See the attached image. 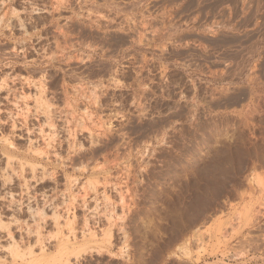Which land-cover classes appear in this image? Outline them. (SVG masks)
<instances>
[{"label":"rangeland","instance_id":"rangeland-1","mask_svg":"<svg viewBox=\"0 0 264 264\" xmlns=\"http://www.w3.org/2000/svg\"><path fill=\"white\" fill-rule=\"evenodd\" d=\"M138 1L0 0V264H264V0Z\"/></svg>","mask_w":264,"mask_h":264},{"label":"bare ground","instance_id":"bare-ground-1","mask_svg":"<svg viewBox=\"0 0 264 264\" xmlns=\"http://www.w3.org/2000/svg\"><path fill=\"white\" fill-rule=\"evenodd\" d=\"M143 1H144V0H141V1L139 0L138 2H139V4H140V2L142 3ZM172 1H173V0H172ZM179 1H180V0H179ZM181 1H182V0H181ZM181 1H180V3H181ZM203 1L206 2L207 0H203ZM209 1H210V0H208V3H206V4L209 5ZM238 1H239V0H228L229 6L231 7V8H230V7L228 6L229 9H230V11H231V14H234V13H236V12L239 13V10L242 9V8L239 9L240 7H238L239 10H237V3H238ZM241 1H242V0H241ZM244 1H246V0H244ZM138 2H137V3H138ZM144 2H145V1H144ZM182 2H183V1H182ZM185 2H186V1H185ZM188 2H191V0L188 1ZM201 2H202V1H201ZM211 2H212V1H211ZM214 2H215V1H214ZM225 2H226V1H225ZM246 2H247V1H246ZM259 2H260V1H259ZM259 2H258V3H259ZM160 3L162 4L163 1L160 2ZM171 3H172V2H168V0H166V1H165V4L163 3V7H166V8L169 7V8H170V6L173 5V4H171ZM174 3H177V4H178V5L175 4V6H177V7L180 6V4L178 3V0H177V2L175 1ZM186 3H187V2H186ZM191 3H193V0H192ZM196 3H197V0H196V2H194V4H196ZM243 3H244V2H243ZM243 3H242V4H243ZM256 3H257V2H256ZM183 4H184V3H183ZM194 4L191 5V4L188 3V6H189V5H191V6H195ZM213 4H214V3H213ZM215 4H216V3H215ZM218 4H219V3H218ZM253 4H254V3H253ZM133 5H134V4H133ZM202 5H203V3H202ZM202 5H201V6H202ZM210 5H211V4H210ZM223 5H224V4H223ZM227 5H228V4H227ZM239 5H240V4H239ZM244 5H245V4H244ZM259 5H260V4H259ZM259 5H257V6H259ZM136 6H137V5H136ZM139 6H140V5H139ZM143 6H144V5H143ZM160 6H161V5H160ZM191 6H190V7H191ZM196 6H197V4H196ZM203 6H204V5H203ZM133 7H134V6H133ZM181 7H182V4H181ZM185 7H186V6H185ZM185 7H183L182 9H185V10H186L187 7H186V8H185ZM190 7H188V8H190ZM199 7H200V6H199ZM243 7H244V6H243ZM245 7H246V6H245ZM245 7H244V8H245ZM172 8H173V7H172ZM249 8H250V7H249ZM131 9H132V8H131ZM177 9H179V8H177ZM177 9H175V10L177 11ZM229 9H228V11H229ZM236 10H237V11H236ZM242 10H243V11H246L247 9H246V10L242 9ZM242 10H241V12H242ZM253 10H254V9H253ZM256 10H257V9H256ZM170 11H172V10H170ZM170 11H169V12H170ZM176 11H175V12H176ZM182 11H183V10H182ZM172 12H173V11H172ZM246 12H247V11H246ZM246 12H245V13H246ZM254 12H255V11H254ZM243 13H244V12H243ZM245 13H244V14H245ZM252 13H253V12H252ZM255 13H256V12H255ZM223 14H224V13H223ZM228 14H229V12H228ZM244 14H243V16H244ZM253 14H254V13H253ZM169 15H170V14H169ZM172 15H173V14H172ZM179 15H180V14H179ZM226 15H227V14H226ZM240 15H241V13H240ZM245 15H246V14H245ZM258 15H259V14H258ZM164 16H165V15H164ZM233 16H234V15H233ZM233 16L231 17L232 20L235 18V16H234V18H233ZM237 16H238V15H237ZM228 17H229V16H228ZM251 17H252V16H251ZM258 17H259V16H258ZM262 17H263V16H262ZM221 18H222V17H221ZM226 18H227V17H226ZM239 18H240V17H239ZM237 19H238V18H237ZM241 19L244 20V18H242V17H241ZM241 19H240V20H241ZM246 19H247V18H246ZM248 19H249V18H248ZM263 19H264V18H263ZM226 20H227V19H226ZM228 20L230 21V17L228 18ZM234 20H235V19H234ZM176 21H177V20H176ZM249 21H250V20H249ZM232 22H234V21H232ZM235 22H238V21H235ZM240 22H241V21H239L238 23H240ZM176 23H177V22H176ZM230 23H231V21L229 22V25H230ZM242 23H244V22H242ZM178 24H179V23H178ZM244 24H246V23H244ZM256 24H258V23H256ZM262 25H264V24H262ZM209 26H210V25H209ZM242 26H243V25H242ZM259 27H260V26H259ZM240 28H242V27H240ZM237 29H238V28H237ZM229 33H230V32H229ZM245 35H246V34H245ZM231 36H232V35H231ZM234 36H235V34H234ZM237 36H238V35H236V37H237ZM239 36H240V35H239ZM239 36H238V37H239ZM246 36H247V35H246ZM246 36H242V37H245V38H246ZM249 36H250V35H249ZM253 36H254V35H253ZM238 37H237V38H238ZM240 37H241V36H240ZM242 37H241V39H242ZM233 38H234V37H233ZM237 38H236V39H237ZM251 38H252V37H251ZM222 39H223V38H222ZM241 39H239V40L237 39V40L240 41ZM248 39H249V38H248ZM254 39H256V38H254ZM231 40H232V38H231ZM231 40H230V41H231ZM234 40H235V38H234ZM242 40H243V39H242ZM244 40H246V39H244ZM234 42H235V41H234ZM263 52H264V51H263ZM263 52H262V53H263ZM255 179H256V178H255ZM256 181H257V180H256ZM257 183H259V182L257 181ZM259 184H260V183H259ZM14 247H15V246H14ZM14 250H15V249H14ZM16 250H17V249H16ZM16 250H15V251H16ZM15 251L12 250V251H11V252H12L11 254H14V256H18V253L15 252Z\"/></svg>","mask_w":264,"mask_h":264},{"label":"crops","instance_id":"crops-1","mask_svg":"<svg viewBox=\"0 0 264 264\" xmlns=\"http://www.w3.org/2000/svg\"><path fill=\"white\" fill-rule=\"evenodd\" d=\"M261 72H263V69H262V71ZM256 75H257V73H256Z\"/></svg>","mask_w":264,"mask_h":264}]
</instances>
